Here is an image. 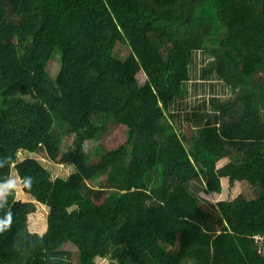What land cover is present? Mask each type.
<instances>
[{
  "label": "trees",
  "instance_id": "16d2710c",
  "mask_svg": "<svg viewBox=\"0 0 264 264\" xmlns=\"http://www.w3.org/2000/svg\"><path fill=\"white\" fill-rule=\"evenodd\" d=\"M195 53L234 94L213 99L214 116L193 113L208 119L189 140L168 113ZM259 73L264 0H0V182L15 167L50 209L41 235L35 202L0 208L12 212L0 264H264ZM110 121L126 142L91 153ZM21 151L75 171L52 179Z\"/></svg>",
  "mask_w": 264,
  "mask_h": 264
},
{
  "label": "rangeland",
  "instance_id": "374dc122",
  "mask_svg": "<svg viewBox=\"0 0 264 264\" xmlns=\"http://www.w3.org/2000/svg\"><path fill=\"white\" fill-rule=\"evenodd\" d=\"M197 1V0H193ZM129 51L122 50L119 57L125 58L128 55ZM60 57L56 58L48 66V74L51 79H56L60 71L61 64L59 62ZM212 58L208 55H203L195 53L194 64L192 65L191 71V81L186 85V97L182 100L177 101L172 105L169 116H173L171 121L175 124L176 128L180 131H183V134L190 140L192 137V132L197 127L205 123L208 117L203 119H198L193 115L194 112H198L203 115V113H208L210 116L215 115V110L212 109L213 99L227 100L234 93L226 87L222 81H220L215 72L207 70V76H203L204 69L209 65ZM264 77L258 79L262 81ZM187 118H190L191 121H187ZM127 140L126 129L117 124L116 122L110 121L107 124L105 132L96 138L93 141L88 142V147L91 153H97L102 151H112L123 145ZM189 147V144H186ZM95 157V156H93ZM27 159H36L43 163V166L51 173L52 179L56 178H69L75 171L73 166L69 165H57L52 162L47 161L42 155L30 153L28 151H21L18 155V160L25 161ZM17 164V163H16ZM14 164V165H16ZM13 165V166H14ZM157 178V174H153ZM11 179L15 180L17 187L9 194L7 201L15 202H35V199L24 192L23 182L21 181L18 173L15 170V167L12 169ZM203 179V178H202ZM202 181V180H201ZM199 180V182H201ZM204 179L201 183H204ZM199 186V185H198ZM245 193L248 199H253L256 197L254 189L249 185H246L244 188ZM37 204V212L29 216V226L32 229L34 223L41 220L42 223L46 219V215L50 212L49 208ZM73 210V209H72ZM255 240V239H254Z\"/></svg>",
  "mask_w": 264,
  "mask_h": 264
},
{
  "label": "clouds",
  "instance_id": "9594fccd",
  "mask_svg": "<svg viewBox=\"0 0 264 264\" xmlns=\"http://www.w3.org/2000/svg\"><path fill=\"white\" fill-rule=\"evenodd\" d=\"M25 186L30 187L32 184V178L25 177L23 180ZM17 187V183L13 179H8L0 182V208H3L7 203V197ZM12 224V212L8 211L6 215L0 217V232H3L11 227Z\"/></svg>",
  "mask_w": 264,
  "mask_h": 264
},
{
  "label": "crops",
  "instance_id": "0c3cea01",
  "mask_svg": "<svg viewBox=\"0 0 264 264\" xmlns=\"http://www.w3.org/2000/svg\"><path fill=\"white\" fill-rule=\"evenodd\" d=\"M49 213L50 212L47 213L45 221L40 226H38V227L33 226L32 229L30 228L32 233H39V234L43 235V234H45L47 232V230H48V215H49Z\"/></svg>",
  "mask_w": 264,
  "mask_h": 264
},
{
  "label": "built area",
  "instance_id": "2783aa9c",
  "mask_svg": "<svg viewBox=\"0 0 264 264\" xmlns=\"http://www.w3.org/2000/svg\"><path fill=\"white\" fill-rule=\"evenodd\" d=\"M255 242L260 250L264 249V236L263 235H257L254 237Z\"/></svg>",
  "mask_w": 264,
  "mask_h": 264
},
{
  "label": "water",
  "instance_id": "95a60500",
  "mask_svg": "<svg viewBox=\"0 0 264 264\" xmlns=\"http://www.w3.org/2000/svg\"><path fill=\"white\" fill-rule=\"evenodd\" d=\"M261 77H264V73H259L256 75L255 79L258 80L260 79Z\"/></svg>",
  "mask_w": 264,
  "mask_h": 264
}]
</instances>
